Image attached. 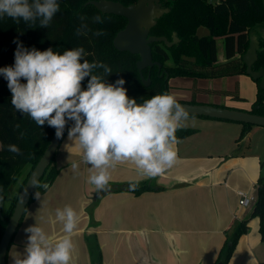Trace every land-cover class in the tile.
Listing matches in <instances>:
<instances>
[{"label": "crops", "instance_id": "crops-1", "mask_svg": "<svg viewBox=\"0 0 264 264\" xmlns=\"http://www.w3.org/2000/svg\"><path fill=\"white\" fill-rule=\"evenodd\" d=\"M225 38H217V42L221 39V42L217 43L220 49L217 51V62L241 59L238 53L227 57ZM220 52L221 55H219ZM232 77H236V80L234 85L230 86L228 93L217 90L222 87L221 82L225 78L198 80L196 83L198 85L206 83L208 90L201 93V100L196 99L198 95H195L193 99L206 104L251 110L257 97L256 82L245 72L234 73ZM240 89L246 95H241ZM232 101H237L241 106L234 107ZM211 119L237 123L240 125L239 128L243 127L240 122ZM251 128L253 131L264 133L262 126L252 125ZM242 140L245 142L246 138L243 137ZM180 143L175 146L176 162L172 167H166L155 178L142 175L131 163L118 164L114 169H109L111 177L109 184L152 179L160 189L146 191L139 195L129 191L108 192L93 201L92 197L97 191L94 185L87 182L78 188L82 204L79 206L81 208L77 226L71 234L74 247L69 264H91L86 237L92 235L96 237L100 248L101 264L214 263L227 230L233 222L248 216L254 205L250 209L246 207L245 211L244 207L238 205L237 190L242 189L231 187L226 180L222 183L219 176L222 169L228 166L229 161H233L237 164L233 168L234 172L244 170L248 178L252 180L258 175L256 178L258 180L259 177L264 178V166L261 163V169H258L257 165H249L241 157L211 162L205 156L190 154L185 148H180ZM261 147H263L261 154H264V134H261ZM234 154L237 155L240 152ZM80 162L79 168L90 169V165L83 162L79 148L75 147L66 136L64 141L61 140L54 157V163L59 167L57 179L55 178L47 189L39 193V200L36 199V193L34 194L15 232L17 242L14 245L20 247L16 250V256L24 254L23 249L27 243L24 229L30 225L41 227L53 245L67 235L63 230V223L56 219V210L72 204L68 195L73 190L71 189L72 177L77 170H73L71 164ZM260 171L261 175H259ZM90 175L92 172L89 170V177ZM59 176L67 179V182L56 187ZM257 180L252 181L250 188L243 191L255 196ZM223 187L227 190L226 198ZM89 200H92L95 206L92 213L88 215L83 209ZM76 201L78 202V197Z\"/></svg>", "mask_w": 264, "mask_h": 264}, {"label": "trees", "instance_id": "trees-1", "mask_svg": "<svg viewBox=\"0 0 264 264\" xmlns=\"http://www.w3.org/2000/svg\"><path fill=\"white\" fill-rule=\"evenodd\" d=\"M87 1L58 0L60 10L48 28L39 27V22L36 27L30 28L23 21L16 23L7 17L0 20V68L14 64V53L17 48V43L14 41L22 43L29 50L35 48L45 51L52 48L54 52L60 54H63L65 50L83 47L88 53L85 59L89 63L95 61L111 68L112 73L104 77L106 83L114 84L118 79L125 80L124 87L127 89L126 94L130 99L145 101L154 95H161L162 81L156 76V67L152 70L151 75L155 83L152 86H144L136 68L138 55L127 51H118L112 44L117 31L124 27L125 18L101 13L91 4L85 5ZM114 1H119L124 5L136 2V0ZM160 1L162 6L169 10L157 19L149 34L165 36L171 40V36L175 32L180 41L170 47L164 45L163 42L152 43V58L163 64V67L166 58H170L173 64L166 67L170 76L206 77L209 75L208 69H211V76L215 77L229 74L231 70L229 66L230 69L227 68V65L212 64L216 59L217 51L214 37L224 35L227 37L224 42L227 57H231L235 53L242 56L248 46V30L256 23L264 24V0H214L213 4L207 3L205 0ZM96 16H100L103 23H95L93 18ZM116 20H122L123 23L117 26ZM82 24L87 25V28L83 29L86 34L78 36L76 31ZM199 26L207 28L210 35L197 37L195 32ZM96 31H102L104 35L96 36L94 35ZM259 42L262 50L258 52L254 69L264 67V38H259ZM183 56L195 58L194 66H185L183 62L186 60L184 61ZM148 70L146 68L142 71L144 77ZM232 72H245V64L242 60L232 61ZM93 74L103 75V69H95ZM88 79L85 78L82 81V90L87 89ZM21 82L26 83L23 80ZM11 98L12 94L8 89L7 81L0 76V196H3V192L12 182L14 175L27 164H30L29 175L55 130L47 123L43 127H39L29 116L21 115L13 108ZM250 111L264 115V91L258 89L257 99ZM242 124L246 128L252 126ZM189 132L190 129L179 128L175 135L180 139ZM244 132L245 130L243 134ZM9 144L17 145L22 155L17 156L7 151L6 146ZM54 157L37 185L47 184L49 186L53 182L58 173ZM26 179L23 180L21 188ZM129 184L108 185L106 192L128 191ZM135 184L138 185V188L135 192H131L134 195L160 189L151 181L145 180ZM44 190L45 188L36 186L34 194ZM34 194L31 196L30 202L33 200ZM255 197L251 213L240 221L233 222L227 230L213 264H227L237 240L247 231V221L250 217L258 218L259 234L264 241V178L262 177L257 180ZM11 213L12 211L3 216L4 220H0V237ZM86 242L91 264H101V252L96 237L94 235L87 236Z\"/></svg>", "mask_w": 264, "mask_h": 264}, {"label": "clouds", "instance_id": "clouds-1", "mask_svg": "<svg viewBox=\"0 0 264 264\" xmlns=\"http://www.w3.org/2000/svg\"><path fill=\"white\" fill-rule=\"evenodd\" d=\"M59 10L58 0H0V20L7 17L16 23L23 21L30 28L36 27L37 22L39 27L48 28ZM93 19L103 23L100 16ZM85 28L87 25L82 24L76 35H85ZM94 35L104 33L96 31ZM14 43V64L0 68V76L12 94L13 108L39 127L47 123L55 129L57 139L63 138L66 126L72 122L68 140L79 148L83 162L90 165L92 175L88 182L98 191H108L109 169L118 164H134L150 178L173 166L177 160L175 146L181 142L175 133L189 118V111L173 95H154L138 105L127 96L125 80L105 82L111 68L95 61L89 63L83 47L60 54L52 48L29 50L22 43ZM100 68L103 75L93 74ZM85 78H89L87 89L82 90ZM6 150L22 155L15 144L7 145ZM71 168L78 170L79 164L72 163ZM36 186L48 188L47 184ZM137 188L135 183L128 185L129 192ZM35 195L39 200V193ZM56 219L63 223L67 235L53 245L41 227H26L24 254L14 256L12 264H69L74 247L71 234L78 216L71 206H65L56 210Z\"/></svg>", "mask_w": 264, "mask_h": 264}, {"label": "rangeland", "instance_id": "rangeland-1", "mask_svg": "<svg viewBox=\"0 0 264 264\" xmlns=\"http://www.w3.org/2000/svg\"><path fill=\"white\" fill-rule=\"evenodd\" d=\"M205 2L213 4L215 1L205 0ZM122 23V20H116L117 26ZM220 42L221 39H218L217 43L219 44ZM218 51H220V49H218ZM219 55H221V52L219 53ZM235 78L236 77L225 79L221 82V85H227L229 87L233 86L236 80ZM191 84L192 79L189 78L176 77L171 78L168 81L170 91H173L175 93L173 94V96L180 98L184 97L185 95V97H188V95L186 94L193 95L195 93L196 95H198L196 96V99L201 100V93H205V90L196 88L194 91H189L188 88L189 86H191ZM202 84L203 86H206V83ZM175 87H178V89H175ZM239 91L241 95H246L243 90L240 89ZM246 91L249 93L248 90ZM231 103L234 107L241 106H239L237 101H232ZM238 126L240 125H237V123L215 121L211 118L189 115L188 120L182 122L181 128L190 129V132L186 136L179 139L181 141L180 148H185L186 151L190 154L195 153L196 155L205 156L208 158V160H211V162H216L218 159L233 160L235 157H241L245 160V162H248L249 165H257V168L261 169V163H263L264 166V154H261L263 153L261 152V148L263 149V147H261V134L264 133H261V131H253V128H246L244 127V125L241 128H239ZM244 130L245 132L243 134ZM67 131L62 138L63 141L67 136ZM243 137L246 138L245 142H243L242 140ZM239 152L240 154H234ZM78 164L80 166L81 162ZM227 165L228 166L225 169H222L219 175L222 183L224 182V180H226V182L231 187H238L239 189L247 190L250 188L252 181L255 182L257 180L256 178L258 177V175L255 177V179L251 180L250 178H248L244 170L234 172L235 170L233 171V168L236 167L237 164L233 161H229ZM56 168L59 172V167L57 165ZM29 170L30 164H27L26 166L21 168L14 175L12 182L3 192L4 199L1 208L3 216L8 215L13 210L17 196L19 195V192L21 190V184L23 180L26 179ZM259 175H261V171ZM88 177L89 170L85 167H80L77 170V173H75L72 177L71 189L73 190L68 196L69 200L72 203L70 206L75 210L77 216L80 213L81 207L79 208V206L80 204H82V202H80L78 188L84 186L89 181ZM58 178L59 180L56 181V187L62 186L67 182V179H63L60 176ZM149 180L152 181V183H155L154 180ZM226 192V188L223 187L225 198L227 197ZM77 197L78 202L76 201ZM94 206V202L92 200H89L87 206L83 210L89 215L90 213H92ZM251 207L252 205L249 206V209ZM243 210L245 211L246 209L244 208ZM244 211H242V213ZM16 234L14 235L12 243L8 249L7 264H12V258L16 256V250L20 248L19 246L14 245V243L17 242ZM227 264H264V241L261 239L259 234L257 217H251V219L248 220L247 231L246 233L242 234L237 240V243Z\"/></svg>", "mask_w": 264, "mask_h": 264}, {"label": "water", "instance_id": "water-1", "mask_svg": "<svg viewBox=\"0 0 264 264\" xmlns=\"http://www.w3.org/2000/svg\"><path fill=\"white\" fill-rule=\"evenodd\" d=\"M89 4L93 5L101 13L117 15L125 18L126 23L123 28L117 31L113 37L112 44L118 51H127L131 54L138 55L139 58L136 61V68L142 84L148 86L150 84V77L149 75L144 77L142 71L146 68H151L154 65H157L158 69H160V63L153 61L152 59L151 44L155 42H163L169 46L173 43L169 42L165 36H154L150 35L149 32L156 24L157 19L164 13L168 12L169 9L163 7L160 0H136V2L128 5H124L121 2L114 0H88L85 5ZM202 30H204L205 34L209 33L207 29L200 26L196 31V36H200ZM259 38H264L263 23H256L248 30V47L242 54L241 60L245 64V73L255 82L257 81L258 89L264 91V67L254 69L258 52L262 50ZM173 39L174 41L178 40L175 33L173 34ZM167 77L168 75H166V78ZM136 103L142 105L144 101H136ZM179 103L185 106L189 111V115L264 127V115L253 113L250 110L246 111L204 103ZM254 108L256 109L257 106ZM71 123L72 122H69L66 126L64 134L68 130V127L71 126ZM61 140L62 139L56 138L54 130L49 143L30 171L19 192L12 213L5 224L0 237V264H7L6 258L11 240L20 225L30 202V198L35 192L36 185L43 176L46 168L49 166L52 158L55 156ZM93 199L95 200V197ZM1 208L2 204L0 203V220H4Z\"/></svg>", "mask_w": 264, "mask_h": 264}, {"label": "flooded vegetation", "instance_id": "flooded-vegetation-1", "mask_svg": "<svg viewBox=\"0 0 264 264\" xmlns=\"http://www.w3.org/2000/svg\"><path fill=\"white\" fill-rule=\"evenodd\" d=\"M201 27H203V26H201ZM203 28H205V27H203ZM205 29H207V28H205ZM208 32H209L208 34H205L204 33V30H202L201 31V35L200 36H197V37L209 36L210 35V31L208 30ZM174 33L175 32H173V34ZM173 34L171 36L172 37L171 40H168L169 42H173L171 45L168 46L165 43H163L167 47H170L172 45H175V44L179 43V41H180V39L178 37H177L178 40L177 41H174ZM195 35H196V32H195ZM224 37H225V35L224 36H219V37H214L215 46H216V50L217 51H218V47H219L217 45V38L224 39ZM217 51H216V59H215V61L212 64H214L216 66H219V65H227V68H229V67L231 68L229 74L226 73L224 75H220V76L215 77V76H211V74H210L211 73V69H208L209 75L206 76V77H198V76H192V77H189V76H170L169 75V72L167 71V68L166 67L167 66H171L173 63H172V60L170 58H166L164 67H163V64H161L158 60H153V61H156V62H159L160 63V69H158V66L157 65H154L151 68H148L149 70H148V72H147V74L145 76V77H147V75H149V77H150V84L148 86H152L155 83V80L152 78L151 75H152V70L154 69V67H156V69H155L156 76L158 77V79H160L162 81V88H163L162 94H165V92H166V94H169V95L175 94L173 91H170V88L168 86V81H169V79L176 78V77L192 79V84L188 88L189 91H194L196 88H198V89H204L205 91L208 90V85H206V86L198 85V83H196V82L198 80H200V79H202V80L203 79L204 80H211V79H215V78H219V77L225 78V79H229V77H232L234 75V73L232 72V59H226V62L218 63L217 62ZM183 59H184V61L186 60L185 62H183L185 66L186 65H188V66L189 65L190 66H194L193 62L195 61V58L183 56ZM195 68H198V67L195 66ZM166 75H168L167 78H166ZM256 84H257V82H256ZM229 88H230L229 86H227V85L225 86L224 85L221 88H218L217 90H219L220 92H225V93L227 92L228 93L230 91ZM175 89H178V87H175ZM212 89L216 90V88H214V87H212ZM187 95H188V97H180V98H177L175 96L174 97L176 98L177 102L201 103V102H197V101H195L193 99V97L196 95L195 93L193 95H190V94H187ZM257 96H258V88H257ZM256 99H257V97H256ZM204 104H206V103H204ZM142 181H145V180H142ZM146 181H150V180L147 179ZM130 183H136V182H130ZM123 184H128V183H123ZM123 184L112 183V184H108V185L121 186ZM120 191H125V190H120ZM110 192H117V191H110ZM106 193H108V192H106ZM103 194H105V193H101V191H98L97 190L96 193H94V195L92 197V200L95 201L99 196H101ZM94 197H95V200L93 199Z\"/></svg>", "mask_w": 264, "mask_h": 264}, {"label": "built area", "instance_id": "built-area-1", "mask_svg": "<svg viewBox=\"0 0 264 264\" xmlns=\"http://www.w3.org/2000/svg\"><path fill=\"white\" fill-rule=\"evenodd\" d=\"M237 195L239 197L238 205L240 207H249L250 205H253L256 200V197L254 195L249 194L248 192L243 190H237Z\"/></svg>", "mask_w": 264, "mask_h": 264}]
</instances>
